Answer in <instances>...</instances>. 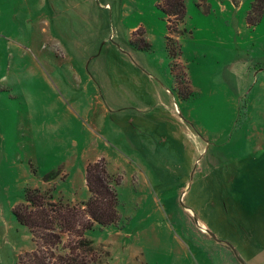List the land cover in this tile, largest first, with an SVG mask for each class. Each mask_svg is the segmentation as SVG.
Instances as JSON below:
<instances>
[{
	"label": "rangeland",
	"instance_id": "rangeland-1",
	"mask_svg": "<svg viewBox=\"0 0 264 264\" xmlns=\"http://www.w3.org/2000/svg\"><path fill=\"white\" fill-rule=\"evenodd\" d=\"M254 1L185 0L180 35H170L161 0H0V94L7 99L0 111V264H17L35 248L13 210L29 189L50 209L53 189L35 187L39 177L100 142L131 156L124 121L99 122L96 114L108 106L106 86L116 79L136 100L140 73L151 80L150 93L170 91L177 114H134V123L146 126L144 143L162 144L165 154L178 149L180 162L117 175V228L140 247L145 264H209L214 248L197 229L214 209L218 240L242 253V264H254L262 250L256 260L264 264V11L256 16ZM142 176L152 186L133 193L129 182ZM106 229L87 233L104 249V264L140 262L97 241ZM175 237L190 245L189 256ZM220 250L213 264L227 257Z\"/></svg>",
	"mask_w": 264,
	"mask_h": 264
},
{
	"label": "crops",
	"instance_id": "crops-1",
	"mask_svg": "<svg viewBox=\"0 0 264 264\" xmlns=\"http://www.w3.org/2000/svg\"><path fill=\"white\" fill-rule=\"evenodd\" d=\"M121 57L124 63L125 61L130 63V61L128 62L124 56L121 55ZM140 75L143 77V80L137 79V82L134 81V83L137 84L136 88L138 95H136V100L131 99L129 94H127L128 87L123 85L121 80L116 79V84L111 81L110 88L109 86H106L107 91H110V95L108 96V106L102 107V114H96V118L99 120V122L105 121L109 117L113 119L116 118L118 122L124 121L126 130H128L127 137L130 142L129 149L133 151L131 156L129 157L127 153L123 154L122 152H110V147L104 143V148H102L101 142L96 146L90 145L87 148H82L79 154H75V160H72L68 164H65L63 167H61L59 170V175L56 178L47 180L44 179L45 177H39L35 181V187L36 183H41L39 187H41V189L44 191L49 188L53 189L52 201H61L64 204L71 205H80L87 201V199L90 197V193L86 180V168L89 163L98 161L102 158L106 159L108 163V170L113 175H120L122 170H127L128 168L130 170H134L136 166H153L158 171V167H161L164 162H178L179 164L180 160L178 158L180 157V154L178 153V149L169 148L167 154H165V148H163L164 146H162V144H153L152 142L144 143V136H146V132L144 131L146 126L140 123H134V114L136 115L137 119H143V116L148 114H156L158 117L160 116L159 114H168L169 110V114H177L176 106L172 100V94L170 91L166 88H159L156 91V89L153 87L154 92L150 93L146 86L151 84V80L149 78H144L146 76L144 73H140ZM130 83H133V81ZM1 91L2 89L0 84V93ZM157 94H159L160 97L163 96L165 98L163 106L158 105L160 97H158ZM6 100L7 99L5 96L0 94V111L4 110L6 106ZM130 109L133 110L134 113L130 111ZM129 184L133 193L135 192L140 194L146 193V191H148L152 186V183H150V181H148V179L144 176L141 177L140 182H138L137 185L134 184V181L133 183L129 182ZM155 187L157 190L158 186ZM182 188L184 189L185 187L183 186L181 189ZM185 193L186 192H184V194ZM24 202L25 201H19L18 205ZM219 215L220 214L218 212L212 209L210 212L205 214V218H200L198 220L199 228L197 231L201 233L206 242L210 243L212 248H214V251L211 250V252H206L205 262L213 264L215 262V249L220 248L227 254L225 259L220 257L221 264H242L240 261H238V256L242 257V253L238 252L237 256L235 252H232L230 247L225 246L221 241L218 240V238H220L219 232H222L223 230L219 228L222 224L221 218L218 217ZM190 226V220L185 221L182 225H179L181 232H185V230ZM105 231H107L108 234L100 236L97 241L99 240V242L105 243L112 249V251L113 249L115 252L121 250L124 252V255L130 253L132 258L136 257L137 254L140 255V262L132 259L130 264H145L140 247L130 244L126 240V234L124 230L113 227L106 229ZM89 238L96 240L92 237ZM175 243L179 252L186 253L187 256H189L188 250L190 249V245L186 244L178 237H175ZM32 251H34V248L30 249L28 252ZM261 254L262 250L257 252L254 258L250 259L249 261L253 263L255 262L254 264H260V262H257L256 257L257 255L260 256ZM115 258L117 259L118 256H115ZM117 263L120 264L121 261Z\"/></svg>",
	"mask_w": 264,
	"mask_h": 264
},
{
	"label": "trees",
	"instance_id": "trees-1",
	"mask_svg": "<svg viewBox=\"0 0 264 264\" xmlns=\"http://www.w3.org/2000/svg\"><path fill=\"white\" fill-rule=\"evenodd\" d=\"M159 6L169 23V34L180 35L176 28L185 21V0H161ZM252 11L259 16L264 11V0H255ZM170 41L172 38L168 37V48L176 57ZM58 175L59 171L53 172L45 179L52 180ZM86 180L90 197L81 205L53 202L50 195L45 199L50 207L46 210V205L40 202L41 192L27 190L25 202L15 206L13 212L18 222L29 229L35 248L22 253L17 264H104V249L89 239L87 233L96 227L119 226L117 187L121 178L109 172L108 163L102 158L88 164Z\"/></svg>",
	"mask_w": 264,
	"mask_h": 264
}]
</instances>
